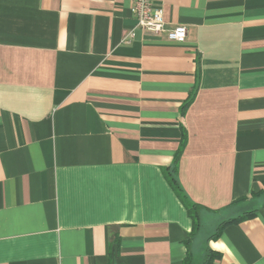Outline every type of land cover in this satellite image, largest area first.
Returning a JSON list of instances; mask_svg holds the SVG:
<instances>
[{
  "label": "crops",
  "instance_id": "obj_1",
  "mask_svg": "<svg viewBox=\"0 0 264 264\" xmlns=\"http://www.w3.org/2000/svg\"><path fill=\"white\" fill-rule=\"evenodd\" d=\"M162 5L184 41L131 0H0V264H181L176 159L195 261L264 264V0Z\"/></svg>",
  "mask_w": 264,
  "mask_h": 264
},
{
  "label": "trees",
  "instance_id": "obj_2",
  "mask_svg": "<svg viewBox=\"0 0 264 264\" xmlns=\"http://www.w3.org/2000/svg\"><path fill=\"white\" fill-rule=\"evenodd\" d=\"M177 163L178 161L176 159L174 165L165 169V176L169 181L171 187L175 190L178 197L185 205L189 216L193 219V230L191 232L192 237L187 241V255L181 264H195L197 249H199L200 245L198 247L196 244L191 246V241L193 240V237L199 233V230L201 228L200 214H198L199 206L196 203L192 202L185 193L178 179ZM250 216H252V213H246L241 216L226 219L225 221L220 223L216 232L210 237V239L218 238L220 236V233L226 226L233 223H238L246 218H249ZM216 256L217 255H215V252L213 250L209 248L206 249V253L204 254V258L201 264H212Z\"/></svg>",
  "mask_w": 264,
  "mask_h": 264
},
{
  "label": "built area",
  "instance_id": "obj_3",
  "mask_svg": "<svg viewBox=\"0 0 264 264\" xmlns=\"http://www.w3.org/2000/svg\"><path fill=\"white\" fill-rule=\"evenodd\" d=\"M132 11L136 18V27L157 34H164L172 41H184L187 37V27L178 25L172 29L166 28L162 0H131ZM130 35H133L131 30Z\"/></svg>",
  "mask_w": 264,
  "mask_h": 264
},
{
  "label": "rangeland",
  "instance_id": "obj_4",
  "mask_svg": "<svg viewBox=\"0 0 264 264\" xmlns=\"http://www.w3.org/2000/svg\"><path fill=\"white\" fill-rule=\"evenodd\" d=\"M198 214L203 215V212H201V209L199 208L198 210ZM227 216L225 215H204V219H205V226H204V234L205 236L211 234L215 228L217 227V225L219 224V222H221L224 218H226ZM195 264H201V258H197Z\"/></svg>",
  "mask_w": 264,
  "mask_h": 264
}]
</instances>
